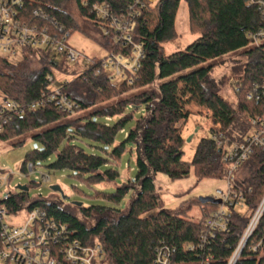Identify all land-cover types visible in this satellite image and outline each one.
Returning a JSON list of instances; mask_svg holds the SVG:
<instances>
[{
	"label": "trees",
	"instance_id": "16d2710c",
	"mask_svg": "<svg viewBox=\"0 0 264 264\" xmlns=\"http://www.w3.org/2000/svg\"><path fill=\"white\" fill-rule=\"evenodd\" d=\"M73 1L86 25L97 31L109 28L91 11L94 4H108L113 15L128 14L134 0H32L31 10L49 13L65 29L67 40L82 27L67 11ZM191 32L199 39L185 50L166 55L164 46L177 38L176 19L181 0H163L156 7L146 5L135 20L134 40L143 46L145 57L134 84L114 85L105 72L95 76L102 60L69 83L62 92L77 103L75 114H67L48 106L13 119L0 134V141L12 146L26 143L25 135L41 142L43 148L27 154L23 170L30 164L49 162L52 171H69L94 191L92 198L106 204L79 207L80 216L55 202L34 201L28 205L26 192L9 194L0 201L9 214L23 209H40L48 219L68 226L70 239L85 246L100 244L106 264H154L158 249L170 251L172 264H227L237 247L251 215L264 199V151L256 148L243 169L248 179L241 189L245 193L249 216L233 212L228 232L200 248L205 221L216 210L199 199L186 201L174 213L163 210L155 178L163 174L172 180H183L193 170L198 182L216 178L223 152L212 140L222 133L229 144H240L251 130L249 118L264 114V100L250 101L248 94L255 83L264 80V53L251 46L249 35L264 26L258 9L247 0H186ZM58 33V31H57ZM104 34V33H103ZM104 46L110 53L123 52L122 44L104 35ZM242 52L249 61L243 74L234 77L236 102L222 97L211 74L219 62ZM46 52L26 51L21 65L0 57V95L21 104L38 100L49 92L47 76L54 75L53 61ZM46 65L31 70L29 60L40 58ZM237 89L239 91L237 92ZM126 95V96H125ZM207 109L221 129H211L210 137L199 142L192 162L184 160L183 129L191 115V106ZM81 114L76 120H71ZM107 118L112 120L109 122ZM135 126L117 145L119 134L128 122ZM129 144L136 154V177L111 193L100 188L120 177L118 167ZM91 148L92 151H89ZM29 188V187H28ZM126 209L120 204L124 197ZM186 205V206H185ZM200 206L203 217L192 221L187 217L193 207ZM264 215L236 264H264ZM263 243L257 251L253 245ZM192 246V247H190ZM1 248V245H0Z\"/></svg>",
	"mask_w": 264,
	"mask_h": 264
},
{
	"label": "built area",
	"instance_id": "2783aa9c",
	"mask_svg": "<svg viewBox=\"0 0 264 264\" xmlns=\"http://www.w3.org/2000/svg\"><path fill=\"white\" fill-rule=\"evenodd\" d=\"M162 1L134 0L128 14L122 17L113 15L108 4L92 5L91 11L109 27L103 30L104 35L114 43L122 44L124 48L123 52L111 53L104 59L95 76L105 72L110 81L119 79L122 83L134 84V77L139 73L145 57L143 46L134 40L135 20L140 14V9L146 5L156 7ZM31 3L32 0H0V57L10 61L11 57H16L21 52L25 56L26 51H40L61 55L65 64L79 62L82 54L68 46V34L65 29L58 25L49 13L41 9L31 10ZM247 5L256 7L264 22V0H247ZM249 37L251 46L264 53V26L252 32ZM47 80L50 84L49 92L36 101L21 104L0 95V134L13 119L48 106H54L67 114H75L77 103L62 92V86L56 85L53 75H48ZM248 99L256 102L264 100V80L254 84ZM107 120L110 122L112 119ZM248 121L251 130L240 144H229L220 132L212 137L223 152L216 178L223 180L226 187L211 196L221 203L215 206L216 210L205 221L200 248H205L207 243L215 240L217 234L228 232L236 207L246 206V197L241 185H244L248 178L239 179V173L256 148L264 151V114L250 117ZM220 129L221 125L218 127V130ZM27 171L31 174L36 172L32 164L28 166ZM0 172L4 173L1 170ZM11 175L0 177V191ZM42 181L50 182V174L42 175ZM263 215L264 199L251 215L249 224L227 264H236L241 258ZM8 216V208L0 203V264H106L105 252L100 244L85 246L77 239H70L68 226L48 219L43 210H31L27 220L18 226L9 224L6 221ZM263 241L253 245L251 249L257 251ZM211 261L208 257L202 264H211ZM154 264H172L170 251L158 249Z\"/></svg>",
	"mask_w": 264,
	"mask_h": 264
},
{
	"label": "rangeland",
	"instance_id": "374dc122",
	"mask_svg": "<svg viewBox=\"0 0 264 264\" xmlns=\"http://www.w3.org/2000/svg\"><path fill=\"white\" fill-rule=\"evenodd\" d=\"M67 11L82 27L80 30L74 31L67 44L69 47L80 52L82 58L77 63L70 62L65 64L61 55L54 52L49 55L50 61H53L56 65V67H53V76L56 79L57 86L75 81L78 76L92 68L94 61H103L111 54L103 44L105 42L103 32L90 28L85 24L73 1H70L68 4ZM176 31L177 38L164 46L166 55H172L185 50L200 37V35L191 32L186 0H181L180 3L176 19ZM23 58L24 54L21 52L16 57H11L10 62L14 65H21ZM40 60L41 57L29 60L32 71L46 65V61L41 62ZM248 61L249 58L244 53H234L223 58L211 74V78H213L219 87L220 94L229 103L234 104L237 100L232 86L235 80L234 77H239L243 74L244 67ZM112 83L120 85L122 81L113 79ZM189 109L191 110V115L183 129L184 144L182 150L184 152V160L190 163L195 156L199 142L202 139L209 138L211 135L210 130L218 129L219 125L215 123L212 114L207 109L195 105ZM80 115H74L71 120H76ZM134 126L135 121L127 123L124 132L119 134L117 145L126 138L127 133ZM30 137L31 134L25 135L24 138H28L26 143L16 147L12 146L10 142L0 141V170L4 171V173L0 172V177L12 174L2 191H0V199L5 198L8 194L17 195L20 192L17 189L18 186H27L29 187V193L26 205L37 200L55 202L78 217L81 216L75 204H82L84 207L106 204L97 198H92L91 196L94 194V191L84 186L79 180L70 177L71 172L49 170L46 167L49 165V162L38 163L37 171L33 174L24 171L22 165L26 160L27 154L43 148L41 142L35 141ZM88 150L92 151L91 148H88ZM118 170L120 177L117 181L111 184L104 183L100 185L101 189H106L113 193L117 187L135 179L136 154L129 144H127L125 153L120 160ZM46 174H50L51 181L43 183L42 175ZM244 178H248V171L243 169L239 173V179L242 180ZM155 184L163 210L169 213L176 212L183 203L187 204L188 201L190 202V199L197 200L199 198L211 197L217 190H223L226 187L225 182L217 178H207L198 182L193 170L189 177L183 180H172L163 174H158L155 178ZM54 187H59L61 190L55 191ZM129 202L130 197H124L120 204L121 208L126 209ZM235 210L242 217H248L250 214L247 206H237ZM29 212L27 209H23L17 214L8 216L6 221L13 226L21 225L27 220ZM187 217L192 221L198 222L203 217L201 207H193L188 212Z\"/></svg>",
	"mask_w": 264,
	"mask_h": 264
},
{
	"label": "water",
	"instance_id": "95a60500",
	"mask_svg": "<svg viewBox=\"0 0 264 264\" xmlns=\"http://www.w3.org/2000/svg\"><path fill=\"white\" fill-rule=\"evenodd\" d=\"M18 191L20 192H26L29 193V188L27 186H18L17 187ZM55 191H60L61 189L59 187H54L53 188ZM199 201L201 202V204L206 205V204H211L214 206H218L220 205V201L219 200H214L211 197H207V198H199ZM76 206L82 207V204H75Z\"/></svg>",
	"mask_w": 264,
	"mask_h": 264
}]
</instances>
